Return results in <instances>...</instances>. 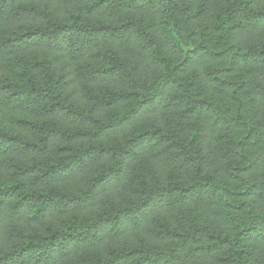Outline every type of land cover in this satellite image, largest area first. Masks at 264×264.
<instances>
[{
    "label": "trees",
    "instance_id": "obj_1",
    "mask_svg": "<svg viewBox=\"0 0 264 264\" xmlns=\"http://www.w3.org/2000/svg\"><path fill=\"white\" fill-rule=\"evenodd\" d=\"M0 264H264V0H0Z\"/></svg>",
    "mask_w": 264,
    "mask_h": 264
}]
</instances>
